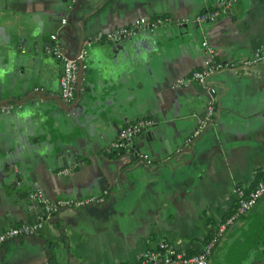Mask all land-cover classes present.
I'll list each match as a JSON object with an SVG mask.
<instances>
[{
    "label": "crops",
    "instance_id": "crops-1",
    "mask_svg": "<svg viewBox=\"0 0 264 264\" xmlns=\"http://www.w3.org/2000/svg\"><path fill=\"white\" fill-rule=\"evenodd\" d=\"M218 6L0 0V230L39 226L32 237L5 242L0 264H137L163 241L197 252L236 207L234 187L250 190L264 180L254 184L264 172V64L223 67L206 84L178 83L207 60L205 37L222 64L264 47V0H237L215 21L94 42L74 102L61 98L56 41L76 56L100 31L141 18H194ZM34 63L41 79L27 85ZM144 119L153 122L144 132L150 135L106 151L121 130ZM37 190L51 202L91 195L105 202L62 207L46 218ZM207 264H264V195L228 227Z\"/></svg>",
    "mask_w": 264,
    "mask_h": 264
},
{
    "label": "built area",
    "instance_id": "built-area-1",
    "mask_svg": "<svg viewBox=\"0 0 264 264\" xmlns=\"http://www.w3.org/2000/svg\"><path fill=\"white\" fill-rule=\"evenodd\" d=\"M72 3L75 0H70ZM237 0H217L218 8L211 12L200 13L196 17L170 18L167 16H159L153 19L141 18L136 20L131 25L118 27L107 32H98L92 38L85 40L84 46L76 56L68 55L61 45L56 41L53 48V53L62 61V74L60 76V91L61 98L66 104H71L76 98L77 84L79 78L87 68V57L89 55V47L94 42L107 41L112 43L121 42L131 39L146 30H153L160 25L170 24H185L191 22H209L215 21L222 12L230 8ZM56 39V36H53ZM202 47L208 55L205 63L188 76L178 80L180 85L192 83L206 84L209 78L223 67L251 69L259 64H264V47L259 48L254 54L240 59L238 62L230 64H222L216 59V50L205 37L202 41ZM215 105L210 102L207 106V120L211 121L216 116ZM206 120V121H207ZM199 126L195 135L204 131L205 123ZM152 120L144 119L129 124L120 131L118 137L112 141L106 148L109 153L119 152L127 148L133 139L144 133L152 125ZM234 192L238 195L237 205L234 213L222 222L212 232L207 243L197 252L189 253L184 249H180L173 244L163 241L157 248L148 249L141 260L137 264H207L220 238L227 231L228 227L239 217L249 212L264 195V180L259 181L257 185L250 189L236 185ZM34 199L43 205L46 218L50 213L59 210L62 207H86L94 204L105 202V197L102 195H91L84 198L76 199H60L56 202H51L42 190H37L34 193ZM39 232V226L32 224H22L17 226L6 227L0 230V250L5 242L13 238H29ZM44 264H51L49 261Z\"/></svg>",
    "mask_w": 264,
    "mask_h": 264
},
{
    "label": "water",
    "instance_id": "water-1",
    "mask_svg": "<svg viewBox=\"0 0 264 264\" xmlns=\"http://www.w3.org/2000/svg\"><path fill=\"white\" fill-rule=\"evenodd\" d=\"M41 76V70L38 68V63H34L30 70H29V75H28V82H27V85H29L32 81H37L38 79H41L40 78ZM145 134L147 135H150V132H147V133H144L143 134V137L145 136ZM136 146L133 145L132 146V150L135 152V149ZM136 153V156H139L140 154L138 152H135Z\"/></svg>",
    "mask_w": 264,
    "mask_h": 264
},
{
    "label": "trees",
    "instance_id": "trees-1",
    "mask_svg": "<svg viewBox=\"0 0 264 264\" xmlns=\"http://www.w3.org/2000/svg\"><path fill=\"white\" fill-rule=\"evenodd\" d=\"M213 10H215V8H210V9H209L208 11H206V12H211V11H213ZM202 13H205V12H202ZM262 179H264V172H263V171H260V172H258L257 175H256V178H255V182H254V184H255L257 181L262 180ZM235 209H236V207H235V208L229 213L228 216L232 215V214L234 213ZM189 253H192V252H189Z\"/></svg>",
    "mask_w": 264,
    "mask_h": 264
}]
</instances>
